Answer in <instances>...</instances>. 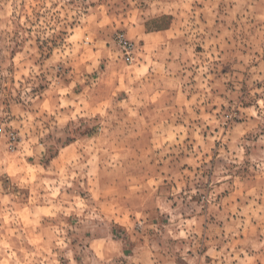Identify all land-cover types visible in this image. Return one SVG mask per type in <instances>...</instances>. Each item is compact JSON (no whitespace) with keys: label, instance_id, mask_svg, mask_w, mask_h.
<instances>
[{"label":"rangeland","instance_id":"rangeland-1","mask_svg":"<svg viewBox=\"0 0 264 264\" xmlns=\"http://www.w3.org/2000/svg\"><path fill=\"white\" fill-rule=\"evenodd\" d=\"M0 264H264V0H0Z\"/></svg>","mask_w":264,"mask_h":264},{"label":"built area","instance_id":"built-area-1","mask_svg":"<svg viewBox=\"0 0 264 264\" xmlns=\"http://www.w3.org/2000/svg\"><path fill=\"white\" fill-rule=\"evenodd\" d=\"M120 42L123 44V47L125 49H129V50L131 49L132 45L130 43H128L127 41L121 39Z\"/></svg>","mask_w":264,"mask_h":264}]
</instances>
